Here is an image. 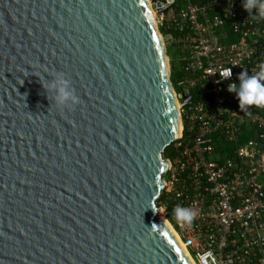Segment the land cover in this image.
I'll return each instance as SVG.
<instances>
[{
    "label": "water",
    "instance_id": "1",
    "mask_svg": "<svg viewBox=\"0 0 264 264\" xmlns=\"http://www.w3.org/2000/svg\"><path fill=\"white\" fill-rule=\"evenodd\" d=\"M180 133L147 0H0V264H187L157 219Z\"/></svg>",
    "mask_w": 264,
    "mask_h": 264
},
{
    "label": "built area",
    "instance_id": "2",
    "mask_svg": "<svg viewBox=\"0 0 264 264\" xmlns=\"http://www.w3.org/2000/svg\"><path fill=\"white\" fill-rule=\"evenodd\" d=\"M147 1L183 71L171 83L181 133L170 144L159 208L164 216L169 209L195 264H264V108L241 111L227 90L241 71L264 64V20H252L241 0ZM229 69L230 77L219 74ZM243 126L253 136L240 143ZM216 133L240 144L221 161L213 157ZM176 206L197 212L190 225L176 223Z\"/></svg>",
    "mask_w": 264,
    "mask_h": 264
},
{
    "label": "clouds",
    "instance_id": "3",
    "mask_svg": "<svg viewBox=\"0 0 264 264\" xmlns=\"http://www.w3.org/2000/svg\"><path fill=\"white\" fill-rule=\"evenodd\" d=\"M244 10L252 20H264V0H241ZM50 79H45L46 84L42 86L46 93H51V99L54 104L61 108H73L79 103V98L75 94L71 80L66 77L65 73L60 71L48 72ZM225 78L230 77L231 69L226 73H219ZM238 83H230L227 90L235 94L238 107L241 111L248 106L264 108V64L260 65L258 70L252 74L241 71L237 75ZM197 212L191 207L176 206L173 209V218L177 224L190 225Z\"/></svg>",
    "mask_w": 264,
    "mask_h": 264
},
{
    "label": "trees",
    "instance_id": "4",
    "mask_svg": "<svg viewBox=\"0 0 264 264\" xmlns=\"http://www.w3.org/2000/svg\"><path fill=\"white\" fill-rule=\"evenodd\" d=\"M166 51H167V55L169 58V64H170V81L172 84H175L176 80L183 75V71L181 69V63L177 60L175 47H168ZM242 129L243 131L241 133L240 143L246 141L250 136H253V134L246 131L247 126H243ZM213 139H214V144H215L213 157L218 161H221L228 156H232L234 154L236 147L240 145V144H235L227 140L225 136L219 133L214 134ZM170 148H171V145H169L165 149L164 151L165 158L171 157ZM165 198H166V195H165V192H163L161 196L159 197V199L157 200V205L159 206L161 203H163ZM165 218L172 225L173 222L169 217V209L166 211Z\"/></svg>",
    "mask_w": 264,
    "mask_h": 264
},
{
    "label": "bare ground",
    "instance_id": "5",
    "mask_svg": "<svg viewBox=\"0 0 264 264\" xmlns=\"http://www.w3.org/2000/svg\"><path fill=\"white\" fill-rule=\"evenodd\" d=\"M166 234L170 238L171 242L179 251L180 255L183 257L187 264H195V262L190 258L189 254L187 253L183 242L178 237L176 231L172 228L171 224L165 218L159 219Z\"/></svg>",
    "mask_w": 264,
    "mask_h": 264
},
{
    "label": "rangeland",
    "instance_id": "6",
    "mask_svg": "<svg viewBox=\"0 0 264 264\" xmlns=\"http://www.w3.org/2000/svg\"><path fill=\"white\" fill-rule=\"evenodd\" d=\"M161 218H165V216H164V214H163V212H161V210L159 209L158 211H157V219H161ZM166 219V218H165ZM167 220V219H166ZM173 229H175L174 227H173Z\"/></svg>",
    "mask_w": 264,
    "mask_h": 264
}]
</instances>
